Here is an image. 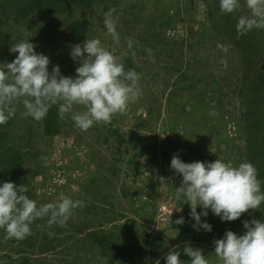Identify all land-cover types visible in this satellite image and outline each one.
<instances>
[{
	"label": "rangeland",
	"instance_id": "obj_1",
	"mask_svg": "<svg viewBox=\"0 0 264 264\" xmlns=\"http://www.w3.org/2000/svg\"><path fill=\"white\" fill-rule=\"evenodd\" d=\"M240 3L237 12L227 14L228 22L207 0H93L90 8L73 7L66 14L35 10L18 20L11 19V9H0V63L18 55L10 52L12 44L29 40L50 58L49 71L58 65L64 76L75 77L70 25L85 19V39L99 38L122 60L131 57L141 90L125 112L86 131L71 118L83 106L61 114L54 105L59 133L53 137L43 134L42 120L20 114L22 105L0 126L5 131L0 155L5 149L23 155L20 167L12 159L0 162V182L27 186L38 206L60 194L84 201L67 227L38 219L22 240L5 239L0 229V264H165L172 249L190 260L183 254L185 243L218 264L213 241L228 230L243 235L242 221L264 218V205L233 222L210 212L212 232L194 230L190 206L175 198L182 177L170 169L173 155L185 163L251 162L264 181V28L237 34L238 17L250 15L245 0ZM110 9L119 45L105 34L104 13ZM240 39L248 55L235 46ZM257 84L260 90L254 89ZM251 112L261 119L257 128ZM8 169L13 174L6 177ZM181 216L185 223L177 225ZM154 240L158 247H149Z\"/></svg>",
	"mask_w": 264,
	"mask_h": 264
},
{
	"label": "clouds",
	"instance_id": "obj_2",
	"mask_svg": "<svg viewBox=\"0 0 264 264\" xmlns=\"http://www.w3.org/2000/svg\"><path fill=\"white\" fill-rule=\"evenodd\" d=\"M245 2L250 15L237 19L236 31L240 36L254 28H264V0ZM219 7L221 12L233 14L241 3L219 0ZM114 12L110 9L104 13L103 25L105 34L119 45ZM127 48L134 56L131 40ZM10 52L18 55L12 62L0 63V126L16 116L20 105V114L35 121L44 119L54 105L59 106L61 114L83 106L84 110L71 118L76 127L86 131L95 123H110L114 115L125 112L140 96V74L126 69L122 58L109 51L99 38L71 46L70 58L78 65L75 77L64 76L58 65L49 71L50 58L38 53L29 40L12 44ZM147 52L151 57V49ZM170 169L182 177L180 186L174 189L175 198L190 206L189 219L194 221L196 231L212 232V225L206 221L210 212L221 222H233L264 205V181L258 179V171L251 162L234 166L218 158L214 162L185 163L173 155ZM27 192L25 185L0 182V229L5 239H25L31 234L33 223L43 218H47L49 227H67L74 211L84 207V201L65 194L38 206ZM175 223L183 225L185 218L181 216ZM242 224L246 230L243 235L228 230L213 241L218 264H264V218L244 220ZM183 254L190 260H181V251L172 249L164 258L165 264H210L203 250L190 243H185Z\"/></svg>",
	"mask_w": 264,
	"mask_h": 264
},
{
	"label": "trees",
	"instance_id": "obj_3",
	"mask_svg": "<svg viewBox=\"0 0 264 264\" xmlns=\"http://www.w3.org/2000/svg\"><path fill=\"white\" fill-rule=\"evenodd\" d=\"M210 1V6L212 4H215L217 12L220 11V7L218 8L217 3L215 0H207ZM95 2V1H94ZM219 2V1H218ZM93 5V0H0V9L2 7L9 8L11 9L14 18L11 17L13 20H18V19H23L26 18V15L28 13H33L35 10L39 12L40 14L48 13V14H57V13H67L72 10L73 7H80V8H90ZM2 13V12H1ZM223 13V12H222ZM210 14V13H209ZM209 18L211 17V14ZM224 17L226 18V21H229V16L227 14L223 13ZM10 14L6 15V21H10L9 19ZM212 18V17H211ZM89 30V23L85 19H77L70 25V40L72 43L77 44L85 40V34H87ZM237 32V31H236ZM230 37L233 40L238 39L237 37H232L230 34ZM237 48L242 49L243 53L248 55L249 51L247 50L248 48L246 47L247 45L244 44V42H241L240 39V44H235ZM251 63L254 64V58L250 59ZM123 63L125 64L126 69H134L132 64H131V57L122 60ZM136 70V69H135ZM137 71V70H136ZM261 84H257L254 86L255 90H260ZM254 97V95H253ZM250 116H252V120L254 122V126L257 128L262 124L260 117L257 115L256 112H251ZM42 126H43V134L47 137L50 136H56L59 133L58 129V120H57V113L54 110V106H52L47 114V116L42 119ZM5 131L0 130V137L5 136ZM1 151V147H0ZM4 155H0L1 159V165L2 161L4 158L12 159L13 162L16 163L18 167L22 164V157L23 155H19L18 152H8L6 149L3 150ZM253 158H257V155L254 154ZM254 159V160H255ZM261 161V160H260ZM0 165V167H1ZM9 170V169H8ZM6 172V171H5ZM10 172V173H9ZM10 174H13L10 170L6 172V177H9ZM157 240H154L148 244L149 247L151 248H157ZM145 244H147V240L144 241ZM138 249V248H137Z\"/></svg>",
	"mask_w": 264,
	"mask_h": 264
}]
</instances>
